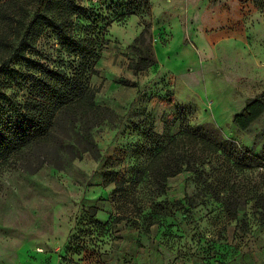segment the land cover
<instances>
[{"label": "rangeland", "instance_id": "374dc122", "mask_svg": "<svg viewBox=\"0 0 264 264\" xmlns=\"http://www.w3.org/2000/svg\"><path fill=\"white\" fill-rule=\"evenodd\" d=\"M78 3L77 30L98 48L90 84L110 111L92 132L100 156L60 169L26 156L0 170V264H264V222L243 204L264 181V113L246 131L234 123L264 103V0ZM35 53L66 59L51 33ZM147 54L155 65L136 73ZM13 97L0 86V103ZM185 127L221 146L241 208L225 211L190 171L157 187L148 165Z\"/></svg>", "mask_w": 264, "mask_h": 264}, {"label": "trees", "instance_id": "16d2710c", "mask_svg": "<svg viewBox=\"0 0 264 264\" xmlns=\"http://www.w3.org/2000/svg\"><path fill=\"white\" fill-rule=\"evenodd\" d=\"M83 12L78 0H0V86L14 91L12 99L0 103V170L26 156L43 159L57 169L84 153L100 156L92 132L110 111L96 104V90L90 84L98 48L92 32L81 35L77 30L76 20ZM48 33L66 55L59 66L43 63L35 53ZM144 41L143 32L136 48ZM138 58L136 73L155 65L149 54ZM173 103V99L168 102ZM263 113L264 103L255 100L234 117V123L246 131ZM162 139H168L167 145L148 165L158 188L164 189L168 178L190 171L225 211L243 206L237 205V199L232 202L235 194L229 180L235 174L226 169L228 157L220 145L190 127ZM258 168L256 179H264V166ZM263 186V180L256 181L243 204L253 202L264 222Z\"/></svg>", "mask_w": 264, "mask_h": 264}]
</instances>
